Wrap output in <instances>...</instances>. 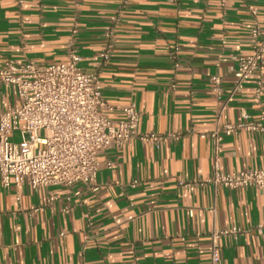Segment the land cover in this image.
<instances>
[{
	"label": "crops",
	"instance_id": "crops-1",
	"mask_svg": "<svg viewBox=\"0 0 264 264\" xmlns=\"http://www.w3.org/2000/svg\"><path fill=\"white\" fill-rule=\"evenodd\" d=\"M256 27L264 37V0H0V66L64 63L75 49L80 67L99 75L111 120L134 104L139 135L181 134L108 151L113 168L102 167L97 192L0 188V264H212L213 233L232 228L246 233L219 240L221 264H264V190L202 184L216 165L264 170V135L225 137L218 154L204 138L218 120L264 118V63L233 94ZM14 104L0 84V113Z\"/></svg>",
	"mask_w": 264,
	"mask_h": 264
},
{
	"label": "built area",
	"instance_id": "built-area-1",
	"mask_svg": "<svg viewBox=\"0 0 264 264\" xmlns=\"http://www.w3.org/2000/svg\"><path fill=\"white\" fill-rule=\"evenodd\" d=\"M24 0H15L21 6ZM76 33V32H74ZM253 53L238 58L234 72L236 86L233 94L258 72L264 63V37L259 27L252 31ZM110 47L103 50L100 59L107 63ZM81 58L75 49L68 52V60L50 66H40L33 61L18 63L7 61L0 66V84L11 91L15 104L0 113V188L9 190L14 184L33 190L51 187L71 188L77 184L97 192V178L102 167L113 168L106 159L110 150L118 152L139 140L156 146L177 142L181 134L161 136L139 135L141 115L134 104L119 109L123 121H113L109 114L116 110L103 99V85L96 73H87L80 67ZM213 90L221 95V79H212ZM258 84L256 98L263 95ZM21 133L22 142L13 138ZM45 132V137L40 133ZM264 135V118L221 125L204 138L212 140L216 154L225 137L240 133ZM216 190H264V170L236 173L223 172L218 165L213 175L202 182ZM139 182L131 184L137 187ZM51 198L50 201H53ZM256 231L264 232V224ZM239 228L215 231L212 235V264H221L218 242L222 237L234 238L245 234Z\"/></svg>",
	"mask_w": 264,
	"mask_h": 264
},
{
	"label": "rangeland",
	"instance_id": "rangeland-1",
	"mask_svg": "<svg viewBox=\"0 0 264 264\" xmlns=\"http://www.w3.org/2000/svg\"><path fill=\"white\" fill-rule=\"evenodd\" d=\"M40 136L41 137H45V132H41ZM13 142L16 143V144H20L22 142L20 131L15 134V136L13 138Z\"/></svg>",
	"mask_w": 264,
	"mask_h": 264
}]
</instances>
